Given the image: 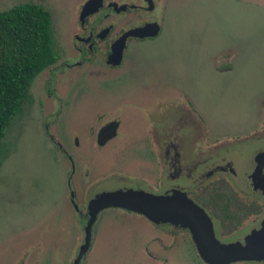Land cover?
Wrapping results in <instances>:
<instances>
[{
  "label": "rangeland",
  "instance_id": "1",
  "mask_svg": "<svg viewBox=\"0 0 264 264\" xmlns=\"http://www.w3.org/2000/svg\"><path fill=\"white\" fill-rule=\"evenodd\" d=\"M82 1L0 0V11L21 2L46 9L60 61L63 50L68 49L74 10ZM162 14L159 35L129 42L122 64L106 82L90 81L86 67L76 70L82 76H61L56 88L63 89L67 100L76 87L131 83L143 87L165 78L206 118L208 135L241 134L253 128L264 118V0H166ZM47 68L32 79L21 110L0 141V264H12L25 251V264H30L29 258L31 264H65L74 244L68 164L52 145L54 137L49 139L47 134L58 135L62 123L43 124L51 120L46 116L55 109V102L41 92ZM66 147L71 149V144ZM73 184L83 191L75 180ZM101 185L105 189L114 186L105 181ZM96 189L91 187V191ZM123 211L109 207L97 214L90 229L91 247L84 249L80 264H199L188 240L167 239L162 233L157 241L156 231ZM83 225L80 222V238ZM158 244L170 247L169 254L155 250Z\"/></svg>",
  "mask_w": 264,
  "mask_h": 264
},
{
  "label": "flooded vegetation",
  "instance_id": "2",
  "mask_svg": "<svg viewBox=\"0 0 264 264\" xmlns=\"http://www.w3.org/2000/svg\"><path fill=\"white\" fill-rule=\"evenodd\" d=\"M86 1L74 10L77 13L71 20L68 49L63 50L60 61L52 40L55 59L46 66L40 83L43 97L55 102L54 111L46 116L51 120L44 119L43 124L49 127L62 123L60 131L63 133L54 135L49 131L47 134L49 139L54 137L52 145L68 164V203L75 214L70 216L74 223V244L65 264H74L78 249L84 243L88 201L99 192L116 189L139 190L156 196L180 192L203 210L219 242H242L264 219V190L252 183V174L257 169L258 177L264 182V118L241 134L208 135L206 118L196 112L191 99L180 88L165 78L143 87L132 83L124 87H76L72 97L66 100L63 89L56 88L61 76H82L76 70L87 67L85 75L92 79L90 81L106 82L110 73H116L114 69L122 64L129 42L159 35L166 2L99 0L96 9L81 14ZM152 23L158 26L155 35H127L119 61L110 62L116 39L126 31ZM68 143L71 149L66 147ZM262 153L258 160L257 156ZM122 159L127 162L123 163ZM73 180L77 187H84L82 192L74 188ZM103 181L112 182L114 186L105 189L101 185ZM91 187L98 189L91 191ZM83 204L84 212L81 211ZM125 211V216L135 217L141 220H135L137 223L143 221L156 231L157 241L162 233L167 239L188 240L199 264H206L199 257L186 227L153 222L141 214ZM80 222L84 223L81 238ZM157 246L161 249L156 246L154 249L159 253L169 254L166 250L170 247ZM89 247L91 233L84 249ZM27 257L28 251L22 252L17 257L18 263L15 258L12 264H25ZM31 259H28L30 264ZM81 259L79 257L75 264H80ZM229 264H264V259Z\"/></svg>",
  "mask_w": 264,
  "mask_h": 264
},
{
  "label": "water",
  "instance_id": "3",
  "mask_svg": "<svg viewBox=\"0 0 264 264\" xmlns=\"http://www.w3.org/2000/svg\"><path fill=\"white\" fill-rule=\"evenodd\" d=\"M99 0H87L81 14H87L97 8ZM156 23L147 24L123 33L112 45L109 55L111 63H117L121 57L124 39L127 35L143 37L157 33ZM262 154L257 156L258 160ZM264 158V157H263ZM264 160V159H263ZM258 169L252 174V183L264 190V182L258 177ZM121 208L147 217L153 222H169L186 227L191 233L199 257L206 264H229L235 261L264 259V219L257 230L244 236L242 242H219L213 235L211 223L201 208L180 192L156 196L139 190L116 189L99 192L87 203L88 220L84 226V243L74 261L77 262L81 252L87 246L90 227L96 214L105 208Z\"/></svg>",
  "mask_w": 264,
  "mask_h": 264
},
{
  "label": "trees",
  "instance_id": "4",
  "mask_svg": "<svg viewBox=\"0 0 264 264\" xmlns=\"http://www.w3.org/2000/svg\"><path fill=\"white\" fill-rule=\"evenodd\" d=\"M54 59L46 9L21 2L0 11V141L33 77Z\"/></svg>",
  "mask_w": 264,
  "mask_h": 264
}]
</instances>
